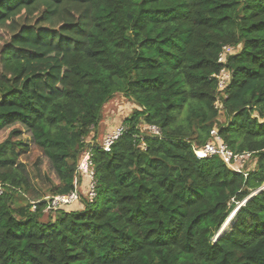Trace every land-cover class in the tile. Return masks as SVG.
Segmentation results:
<instances>
[{"label": "trees", "instance_id": "1", "mask_svg": "<svg viewBox=\"0 0 264 264\" xmlns=\"http://www.w3.org/2000/svg\"><path fill=\"white\" fill-rule=\"evenodd\" d=\"M224 46L234 52L219 64ZM117 95L134 109L107 154L99 124ZM263 119L264 0H0V131L28 130L50 196L73 190L88 148L97 181L92 204L30 211L28 148L12 130L0 264H264ZM212 130L250 155L239 171L194 156Z\"/></svg>", "mask_w": 264, "mask_h": 264}, {"label": "built area", "instance_id": "2", "mask_svg": "<svg viewBox=\"0 0 264 264\" xmlns=\"http://www.w3.org/2000/svg\"><path fill=\"white\" fill-rule=\"evenodd\" d=\"M234 52L233 47L224 46L218 56V63H225L226 56ZM218 80V88L222 89L230 79V73L221 69L217 75L214 76ZM215 107H220L219 102L215 103ZM264 122V119L261 121ZM148 132L152 136H160V130L154 126H148ZM126 128L123 125L112 127L102 138L99 144L103 152L110 153L113 145L124 135ZM140 147L145 150V142L141 139ZM202 153V155H201ZM193 154L198 160H205L216 156L220 158L228 167L235 168L239 171V167L235 165H243L246 158L250 155L246 153L234 154L220 139L218 132L212 130L210 132V139L201 146H193ZM97 181L95 169L92 161V151L90 148L86 149L80 156L75 172L73 190L65 195H56L46 197L43 203L46 204L45 212H56L65 207L72 206L81 201L84 196L85 200L92 204L97 198ZM6 187L0 182V197L5 193ZM40 202H37L30 211L34 212L39 207Z\"/></svg>", "mask_w": 264, "mask_h": 264}, {"label": "rangeland", "instance_id": "3", "mask_svg": "<svg viewBox=\"0 0 264 264\" xmlns=\"http://www.w3.org/2000/svg\"><path fill=\"white\" fill-rule=\"evenodd\" d=\"M133 109L134 106L131 105L128 101H126V99L122 95H117L115 99L109 103L107 109L101 114L102 122H100L99 124L101 131L100 136L98 138L99 143H101L103 136L112 127L116 126L118 121H121L123 117L128 116L130 114V111ZM16 129L21 132V135L14 140L21 142L24 146H27L28 148V151L26 153L21 152L19 154L18 167L29 179L31 191H29V193H26L27 195L25 194L24 197L26 198V200H30V205L33 207L37 202L43 203V200L46 197H50L51 195L50 193H48V191L45 190L46 186L41 183L39 176H48L52 181L54 180V177L48 166V163L46 162V160H44L38 149L33 145L31 135L27 129L22 128L20 125L10 126L9 128L0 131V142L5 140L12 130ZM35 168L37 169L36 173L34 171ZM37 174L40 175L37 176ZM239 205H237L236 207H238ZM43 213L46 214L48 212H45L43 210ZM229 225L230 222L226 227H224V232L228 229Z\"/></svg>", "mask_w": 264, "mask_h": 264}, {"label": "bare ground", "instance_id": "4", "mask_svg": "<svg viewBox=\"0 0 264 264\" xmlns=\"http://www.w3.org/2000/svg\"><path fill=\"white\" fill-rule=\"evenodd\" d=\"M237 209H235L227 218V220H225V223L223 225V228L226 227L228 225V223L232 220V218L234 217V215L236 214ZM235 222V221H234Z\"/></svg>", "mask_w": 264, "mask_h": 264}, {"label": "water", "instance_id": "5", "mask_svg": "<svg viewBox=\"0 0 264 264\" xmlns=\"http://www.w3.org/2000/svg\"><path fill=\"white\" fill-rule=\"evenodd\" d=\"M262 189H264V187H262L260 190H262ZM255 194H256V193L252 194L251 196H254ZM244 203H245V202H242V203H240V205H239L238 207H236L237 211H238V209H239L240 207H242V206L244 205ZM223 229H225V228H222V230L220 229V231L218 232V234H217L215 240L220 236V234H222V233L224 232Z\"/></svg>", "mask_w": 264, "mask_h": 264}, {"label": "snow or ice", "instance_id": "6", "mask_svg": "<svg viewBox=\"0 0 264 264\" xmlns=\"http://www.w3.org/2000/svg\"><path fill=\"white\" fill-rule=\"evenodd\" d=\"M201 155H202V153H201Z\"/></svg>", "mask_w": 264, "mask_h": 264}]
</instances>
